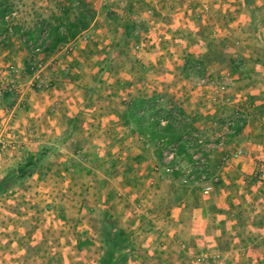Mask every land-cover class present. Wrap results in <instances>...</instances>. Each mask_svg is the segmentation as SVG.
<instances>
[{
  "label": "rangeland",
  "instance_id": "rangeland-1",
  "mask_svg": "<svg viewBox=\"0 0 264 264\" xmlns=\"http://www.w3.org/2000/svg\"><path fill=\"white\" fill-rule=\"evenodd\" d=\"M62 3L9 0L6 15L11 32L0 35L4 36L0 53L20 46L17 50L24 52L25 62V67L17 68L15 60L0 58V109L5 116L0 129L7 142L0 162L12 152L10 146L18 155L17 164L22 150L61 138L57 154L45 168L0 197V208L14 222L10 228H0V264H22L21 259L26 262L36 256L27 264H98L104 210L124 227L133 246L126 264H161L169 259L164 264H174L184 255L190 264H204V257L199 258L204 253L203 236L194 235L197 239L192 240V232L204 230L198 205L224 195L216 188L220 180L212 193L204 195L202 187L184 175L165 173L167 139L154 143L138 134L126 118L114 116L129 95L123 85L136 96L143 81L145 90L153 88L146 83L175 82V89L161 87L152 93L157 94L158 122H177L182 142L193 145L184 150L185 160L210 144L209 170L212 154L217 156L219 150L222 167L237 161L252 168L264 164V133L257 136L259 145L252 143V152L249 142H243L245 133L237 138L248 122L245 94L264 93V0H89L94 20L74 41L46 53L40 43L47 35L39 33L36 41L25 46V33L37 21L58 16L59 8L73 17L77 0L71 7L58 8ZM125 27L131 28L130 36L125 35ZM15 28H21L17 41L11 39ZM106 50L113 58L102 72ZM94 78L98 83L89 94L86 88ZM169 96L174 100L168 101ZM228 105L235 111L230 113ZM218 107L225 111L217 119H199L204 111ZM240 116L245 122L225 137L226 122ZM233 141L238 148L223 152ZM156 148L162 149L161 160ZM236 149L246 155L231 159ZM9 170H1L0 178ZM229 181L233 182L226 187L232 191L240 182L264 184L254 168ZM245 198L238 203L243 205ZM134 226L137 232L131 233ZM189 240L195 246H189Z\"/></svg>",
  "mask_w": 264,
  "mask_h": 264
},
{
  "label": "crops",
  "instance_id": "crops-1",
  "mask_svg": "<svg viewBox=\"0 0 264 264\" xmlns=\"http://www.w3.org/2000/svg\"><path fill=\"white\" fill-rule=\"evenodd\" d=\"M18 37H20V35L15 34L14 36L11 37V39H15L17 41V39H19ZM20 42L21 41H18V43ZM21 46H24V44H21ZM19 47L20 46H17V49H20ZM17 49L14 51L3 50L0 53V58H4V57L6 59L10 58L11 59L10 61L15 60L14 66H16L17 68L19 66L25 67L24 66L25 62L24 59L22 58L24 57L22 55L24 52ZM13 55L14 56L16 55V57H14ZM19 55L20 57H18ZM2 71H3V67L0 60V72ZM144 82L145 81L139 83L140 87L138 86L137 89L138 94H136V96H134L132 89L130 90L128 86L123 85V88H126L127 93H129V95L127 94L128 96H126L121 100L124 105L129 104L131 101H133L135 97L146 98V99L155 98L156 97L155 95L157 94H154L152 92L157 93L158 89L161 87H169L170 89H175V85H176V84L174 85L175 82L164 83L163 85L158 84L157 82H150V85L147 83L145 85L151 86L153 88L145 90V88L141 89V87L144 86L143 85ZM132 86L134 87V84H132ZM143 92H148V93L143 94ZM152 94H154V96ZM170 99L174 100L172 96H169L168 101ZM244 100L248 106V109H246L248 115V122L246 124V127L243 129L242 133L240 132L237 133L238 134L237 138H240V136L243 137L242 134L245 133V137L242 138L244 140L243 142L245 141L249 142L248 144L249 146H251V152H252L253 149L252 143L256 142L257 145H259V141H256L257 136L264 133V129H263L264 93H260V94L254 93L250 96L248 94H245ZM187 104L184 102V106H186ZM124 108L125 106L123 107L122 105L120 110H116L118 111V113H116L114 117L122 118L121 113L124 111ZM226 108L229 110L230 113L233 110L235 111V106L233 105H228ZM216 109L217 110L211 109L208 112L204 111V114L203 115L201 114L202 116H198L199 119L203 117L204 121L207 120L212 121L213 119H217L218 117H220L222 110L225 111L224 107L220 108L221 110L219 111H218L219 107ZM14 111L15 110L13 109L11 113H13ZM4 118L5 116L0 109L1 122L4 120ZM5 136L9 137V135L7 134ZM262 144H264V141H262ZM244 145L247 144L244 143ZM235 147L238 148L237 142L234 141L230 142L228 147L224 149L223 152L225 151L229 152ZM262 148L264 149L263 145ZM8 150H12V152L6 153V156L1 160L2 162L3 161L6 162V166L3 165L0 166V172L1 170L3 171L5 169L6 170L12 169L16 165V160L18 159L17 158L18 155H14L15 153L13 146H10ZM221 151L222 150L217 151V156L212 154L211 159L213 161L211 160L212 165L210 167V172L212 174L219 175L218 177L220 180V185L219 186L217 185L216 188H221V191L224 192V195L219 196L218 201L210 199V202L204 204L202 203L201 205H198L200 209L198 210L199 211L198 213L204 219V230L199 232L198 234L197 232L195 233L192 232L193 234L192 240L197 239L196 237H194V235L203 236V239H201L200 242L204 246V252H206L209 257L207 260H204V264H210V263L215 264V262H220L221 259L224 260V264H264V251L262 250V243L264 241V184L259 186V183L256 184L255 182H251L253 186L252 187L250 186L249 183L243 184V182H240L239 186L237 187L234 186V188H236L235 189L236 191L235 190L232 191L231 188L230 189L227 188L226 186L233 182V181L230 182L231 180L229 182H226L228 178L237 179L238 173L244 172L245 174H249V172L251 173L253 168L254 170H257V168L255 165H253V168L250 167L249 166L250 164L244 166V164L243 165L239 164V161L233 162L229 166L222 167L221 165H219V158H218V155L220 156ZM12 154L15 156V159H12ZM214 158H216L215 163H214ZM262 159H264V157ZM2 162H0V164H2ZM216 165L218 166L214 168V166ZM5 174L6 173H4L3 175ZM242 197H246V198L243 200L245 201L244 204L240 205L239 204L240 202L238 203V200L241 199ZM2 199L3 198H1L0 200ZM233 202L236 203L233 204ZM235 204H239L240 207H238ZM221 216L222 218H220ZM9 217L10 215L8 214V211L0 208V228L1 227L10 228V226L14 224V222L11 219H9ZM239 219L240 221H238ZM121 227L124 228L123 226ZM171 228L172 227H168L167 230L170 231ZM130 230H132L131 233L137 232V226L131 227ZM124 231L126 230L124 229ZM129 238L132 241V236H130ZM192 240H189L190 241V243H188L189 246H195L194 243H191ZM133 244L134 247H136L134 241ZM138 254H140V252ZM32 259L37 260L38 256L25 260L26 262H24V260L22 259L20 261L22 264H27L28 261L30 262ZM138 259L135 261H140ZM168 261H170V259L164 260L163 262H161V264L167 263ZM188 263L190 264V260L188 259L187 255H184L183 258L174 261V264H188Z\"/></svg>",
  "mask_w": 264,
  "mask_h": 264
},
{
  "label": "trees",
  "instance_id": "trees-1",
  "mask_svg": "<svg viewBox=\"0 0 264 264\" xmlns=\"http://www.w3.org/2000/svg\"><path fill=\"white\" fill-rule=\"evenodd\" d=\"M73 0H63L62 4H57L58 8L65 4L71 7ZM77 9L73 17H68L67 10L59 8V15L52 16L50 20H39L36 26L25 33L28 40H24L25 46L27 42H34L39 33L46 32L47 38L41 39L40 46L46 53H53L57 47L66 45L74 41L80 34L86 31L94 20V8L89 4V0H77ZM9 0H0V20L4 18L10 10ZM56 22V23H54ZM15 33L19 34L21 28H15ZM124 33L131 35V28L125 27ZM7 32L4 24L0 27V34ZM21 36V35H20ZM45 46V47H44ZM113 56L109 50H106L100 71H104L111 62ZM231 64H235L231 60ZM264 67V64H262ZM239 67V66H238ZM94 84L87 87V93L92 94L95 85L98 83L94 78ZM114 100V99H113ZM155 98H139L135 97L129 104H118L119 107L125 106L121 113L122 118H126V122L134 125L136 132L147 137L150 141L156 143L159 140L167 139V143L180 140L177 122H170L164 127H159L158 118L160 112L156 109ZM178 126V127H177ZM61 138L53 141L45 142L38 145L34 149L22 150V156L14 168L10 169L2 178H0V197L7 195L12 189L21 186L28 178L45 168L49 161L57 154ZM182 151L183 148H182ZM156 155L161 160L162 149L156 148ZM99 235L101 242V256L98 264H126L131 256L132 244L129 242L124 230L116 222L113 214L104 210L99 221ZM264 251V241L262 243Z\"/></svg>",
  "mask_w": 264,
  "mask_h": 264
},
{
  "label": "built area",
  "instance_id": "built-area-1",
  "mask_svg": "<svg viewBox=\"0 0 264 264\" xmlns=\"http://www.w3.org/2000/svg\"><path fill=\"white\" fill-rule=\"evenodd\" d=\"M9 16L5 15L2 20H0V27L4 24V27L7 32H11V27L9 23ZM5 32V34H8ZM46 32L43 31L41 35ZM2 34V33H1ZM0 34V35H1ZM46 35V34H45ZM4 36H0V41ZM42 37V36H41ZM245 117L240 116L239 118H231L225 124V129L223 135L230 136L233 135L238 128L245 122ZM161 126H165L164 121H160ZM166 140V139H165ZM167 141V140H166ZM175 141L167 143L169 144L163 153V170L167 174H181L185 178L193 183L194 185L202 187V193L204 195H209L214 190L216 183L218 184L219 178H216L210 173L209 170V147L210 144L204 145V151L197 152L193 154L189 159L185 160L184 158V149L193 147L191 142H182V139L177 141V144H173ZM198 144H201V140H197ZM223 143V142H222ZM220 143V144H222ZM219 146V145H218ZM7 147V142L4 139V132L0 129V157L2 156L5 148ZM246 155V151L241 149H236L229 156L231 159H239ZM228 156L222 158V163L226 164L228 161ZM257 171L260 174V178L264 181V164H259ZM207 260L209 257L206 252H201L199 258Z\"/></svg>",
  "mask_w": 264,
  "mask_h": 264
}]
</instances>
